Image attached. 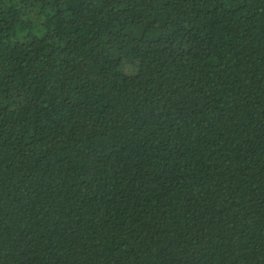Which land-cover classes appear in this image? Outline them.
I'll return each instance as SVG.
<instances>
[{"label":"trees","instance_id":"16d2710c","mask_svg":"<svg viewBox=\"0 0 264 264\" xmlns=\"http://www.w3.org/2000/svg\"><path fill=\"white\" fill-rule=\"evenodd\" d=\"M0 264H264V0H0Z\"/></svg>","mask_w":264,"mask_h":264}]
</instances>
